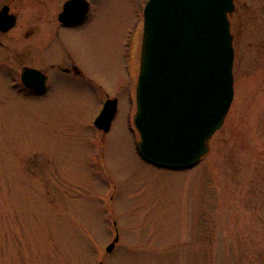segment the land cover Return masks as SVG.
<instances>
[{
  "label": "rangeland",
  "instance_id": "obj_1",
  "mask_svg": "<svg viewBox=\"0 0 264 264\" xmlns=\"http://www.w3.org/2000/svg\"><path fill=\"white\" fill-rule=\"evenodd\" d=\"M143 1L92 0L93 21L64 31L92 82L54 72L45 95L27 96L0 58V264H264V0H236L234 100L210 151L184 170L136 150L126 91L138 66L126 72L125 38L142 29ZM31 2L13 0V55L45 17ZM140 46L141 33L138 61ZM116 95L104 133L98 104Z\"/></svg>",
  "mask_w": 264,
  "mask_h": 264
},
{
  "label": "water",
  "instance_id": "obj_2",
  "mask_svg": "<svg viewBox=\"0 0 264 264\" xmlns=\"http://www.w3.org/2000/svg\"><path fill=\"white\" fill-rule=\"evenodd\" d=\"M234 8L235 0L147 1L135 115L138 151L147 162L187 169L209 151L234 99ZM15 22L8 7L0 12V29ZM39 77L33 69L23 72L29 86ZM115 112L109 101L96 123L108 130Z\"/></svg>",
  "mask_w": 264,
  "mask_h": 264
},
{
  "label": "flooded vegetation",
  "instance_id": "obj_3",
  "mask_svg": "<svg viewBox=\"0 0 264 264\" xmlns=\"http://www.w3.org/2000/svg\"><path fill=\"white\" fill-rule=\"evenodd\" d=\"M31 6H39V10L43 11L45 17L36 15L37 19L34 20L33 28L25 32L24 38L30 40V43L25 47L26 53L16 52L13 55V47L5 40V36L16 27L19 16L16 11H12L13 0H3L0 5V11L8 7L10 14L17 15L15 25L8 30L0 29V55L5 66L6 71L9 72L8 85L27 96L42 97L48 92L50 83L58 76L54 72H59L63 75L73 76L75 79L79 78L88 82L92 80L86 75L84 69L80 66L72 54L69 53L67 42L64 38V31L71 29L75 30L83 28L88 22L93 21L94 4L92 0H31ZM69 8L68 14L62 18V13L65 8ZM232 14V16L236 13ZM231 16V19H232ZM232 22V20H231ZM89 25V24H88ZM232 25V23H231ZM42 32L44 35L41 38ZM37 35L38 38H35ZM40 35V36H39ZM4 37V38H3ZM34 38V39H33ZM139 36L130 32L128 37L125 38V56L128 58V65L126 72L131 75V62L132 53L135 50L137 53V43ZM41 47V48H39ZM42 49L41 55L35 53L36 50ZM130 63V64H129ZM8 66L9 69L6 67ZM34 69L42 77L33 79V86H29L23 79V72L25 69ZM130 94V87L126 91V98L128 101ZM117 98L118 106L120 105V96L105 97L103 102L107 99ZM226 120V119H225ZM225 124V121H224Z\"/></svg>",
  "mask_w": 264,
  "mask_h": 264
}]
</instances>
